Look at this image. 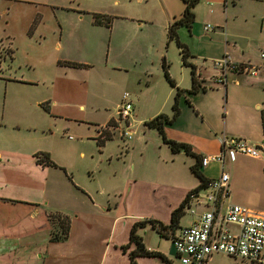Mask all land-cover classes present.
Segmentation results:
<instances>
[{"label": "rangeland", "instance_id": "rangeland-1", "mask_svg": "<svg viewBox=\"0 0 264 264\" xmlns=\"http://www.w3.org/2000/svg\"><path fill=\"white\" fill-rule=\"evenodd\" d=\"M168 2L184 10L182 0H0V117L4 113L15 121L25 122L28 117L25 111H38L31 103H27L30 98L36 97L48 98L51 102L62 99L72 116L78 118L75 122L68 117L69 129L64 135L62 127L66 124L61 120L55 132L61 133L62 140L57 138L53 141L49 138L47 133L54 128L44 129V134L40 130L12 132L0 129V145L11 140V137L20 141L29 137L32 144L38 143L43 147L57 145L63 149L60 151L66 152L62 157L65 162L77 170L79 165L94 164L96 167H93L90 174L101 178L112 175L117 163L116 156L120 151L124 154L126 148L130 152L129 158L150 178H157V174L167 177L171 171L177 177L178 173L185 175L186 172L195 181L196 176L183 165L182 158L165 146L155 128L147 125L149 120L160 114L170 118L173 114L176 88L164 77L160 65L162 57H165L170 74L176 76L174 81L178 82L177 87L190 90L192 86L190 70L182 65L176 41H168L167 32L161 25L164 20L163 10ZM229 5L228 14H240L247 9V6L240 4L230 10ZM209 8L207 3H198L200 25L199 19H196L191 29L181 26L177 30L179 41L189 51L200 55L196 58V64L206 69L207 79L214 73L212 61L219 58L225 48L230 52L228 45L234 42L238 57H249L252 64L264 66V57H261V53H264V30L259 33V19L264 18V6L255 9L258 18L252 26L249 24V28H246L248 24L242 21V17L250 16L241 15L233 33L227 32L222 36L202 30L205 24L213 27L205 16ZM94 14L110 18L112 25L96 26L93 23ZM139 20L141 25L138 24ZM64 60L82 65L69 68L71 65ZM157 64L160 72L155 70ZM64 69L69 71L67 75ZM145 70H150L151 76H145ZM256 75L260 79L257 85L250 83L255 76L228 75L229 97L225 91L221 106L220 96L214 93L215 89L207 90L206 94L201 89L196 93L185 91L186 97L178 99L180 113L188 115L185 123L195 127L199 134L202 118L193 111L191 103L192 100L204 99L209 105L213 128L220 137L242 138L254 143L252 138L255 137L249 131L254 129V122L259 124L257 116L261 115L262 125V112L264 114V72ZM233 78L239 80V86L234 85ZM66 81L68 88L63 90L61 82ZM125 93L132 107L128 120L130 127L127 126L128 122L121 125L128 136L120 132L124 137L120 138L119 132H114L112 138L100 149L94 139L98 137L97 131L111 117L118 120L115 104L119 100L118 104H122V95ZM256 104L261 108H256ZM175 126L177 122L164 124V128ZM90 134L94 138H88ZM107 135L110 134L103 133V137ZM61 144L66 147L63 148ZM80 152H84V159L80 157ZM181 155L186 157L185 154ZM110 156L111 163L107 159ZM262 157L264 161V151ZM213 166L217 172L216 166ZM224 170L230 175L229 189L234 202L239 203L237 198L245 199L242 204L264 214V162L238 156L235 162L226 161ZM80 174L84 177L87 175L85 171ZM180 178L184 180V177ZM204 194L205 189H200L199 196ZM189 204L195 209L193 200ZM189 210L185 209L180 225H188L192 221L193 215ZM167 241L166 237L162 238L164 245H167ZM175 262L180 264L179 259H175ZM208 262L264 264V259L253 263L214 254Z\"/></svg>", "mask_w": 264, "mask_h": 264}, {"label": "crops", "instance_id": "crops-1", "mask_svg": "<svg viewBox=\"0 0 264 264\" xmlns=\"http://www.w3.org/2000/svg\"><path fill=\"white\" fill-rule=\"evenodd\" d=\"M200 2L209 5L210 8L205 16L207 21L213 25V29L210 31L204 29L206 24L202 30L221 36L226 35L227 32L233 33L234 28H237L241 15H249V18H247L248 16H241L242 21L248 24L246 28H249V24L252 26L254 20L258 18L255 9L264 6V0H198L193 9L194 21L201 18V13L198 10V3ZM240 4L247 6V9L241 11L240 14H228V5L230 10H234ZM246 11H248L247 14ZM182 12V8L173 7L168 2V6H165L163 10L164 20L161 24L163 30L167 32L168 26L173 20L179 18ZM259 20V33H262L264 18ZM139 23L142 22L139 20ZM245 31L248 30L245 29ZM203 44L202 42L201 45ZM228 46L230 52L225 48L220 52V57L226 52L231 58L233 57L236 63L252 64L251 58L237 56L235 42ZM194 53L191 50L189 51L190 56L187 57V62L195 66L199 84L206 89L203 93L206 94L207 90L215 89L214 93L220 96L219 103L221 106L225 91L229 97L227 82L223 86L210 81V78L218 73L213 63L214 73L207 79L206 69L202 66L198 67L196 64V58L200 55ZM64 61L78 63L70 60ZM160 65H162L161 61ZM158 66L157 64L155 70L160 72L161 69ZM256 66L259 68L258 73L264 72V66ZM68 67L72 68V66ZM68 72L67 69H64L65 75ZM143 73L145 76H151L150 70H145ZM228 75L249 76L250 74L231 71L227 74V78ZM254 76V81L250 83L253 82L257 85V81L260 79L258 75ZM170 77L173 80L177 79L172 73ZM174 82L177 86L178 82ZM232 82L236 86L240 84L237 78H233ZM64 88H68L67 81L66 83L61 82V89L64 90ZM182 96L186 97V94ZM58 100L60 99L51 102L48 98L32 97L27 103H31L38 111L34 113L25 111L24 114L28 116L25 122L15 121L11 116L3 113L0 117V129L12 132L40 130L44 134V129L54 128L55 130L47 133L49 138L53 141L57 138L62 140L61 133L55 132L58 131L57 126H59L61 120L66 124L62 127V135H64V132L69 129L70 119L68 117L73 118L75 122L78 121V118L72 116L71 110L66 103L62 102V99L59 102ZM119 101L116 102L115 108L119 109ZM208 106L204 99L201 101L192 100L191 103L193 111L202 118V127L199 129V134L196 132L195 127L185 123L187 113L183 115L182 112H179L177 118L173 121L174 124L177 122V126L175 128H164L166 137L189 144L194 155L202 157L218 153L221 137L213 128ZM256 108H261V106L256 104ZM256 118L259 119V124L257 125V122H254V129L249 133L255 137L252 138L254 144L260 147V156L253 158L239 154L234 161L230 162L237 161L238 156H246L264 162L262 160L264 132L261 125V115ZM254 120L256 121L255 118ZM127 122V126L130 127V122ZM105 123L97 131L98 137L94 138L91 136L92 134L88 135V138L93 137L96 139V143L97 138L103 140L102 144L97 143L100 149L105 146L107 140L112 138L114 132L118 131L120 138H124L120 132L124 129L121 123L125 122L117 121V119L111 117ZM247 123L248 120L245 121V124ZM106 125L108 128L105 131L110 134L109 139L100 136L102 128ZM200 133L208 136H202ZM9 139L11 140H6L0 145V264H131L129 252L136 248L135 243L129 242L132 225L144 219H155L165 225L170 224L172 211L200 183L197 176L194 181L186 172L185 175L178 173V177L176 173L170 171L167 177L157 174V178H150L149 174L143 172L140 167L137 168L136 163L129 158L130 152L126 148L124 154L120 151L116 156L117 163L110 177H95L90 174L93 167H96L94 164L79 165L77 170L63 160L62 157L66 152L60 151L63 149L57 145L50 144L47 147H43L38 143L34 145L30 142L29 137L22 141L15 137ZM61 146L66 147L64 144H61ZM165 146L167 145L165 144ZM41 153L48 156L52 163H46V160L39 161L36 156ZM176 153L177 157L182 158V163L187 170L190 169V172H192L190 167L195 164L196 157L183 151ZM181 154H185L186 157H182ZM40 157L42 158V156ZM80 157L85 158L84 152H80ZM90 158L92 159V157ZM107 159L111 163V156ZM213 165L216 166L217 172L213 169ZM99 170L100 168H98ZM199 170L205 178L211 180L219 176L221 164L212 162L202 167L199 163ZM82 171H85L86 177L80 174ZM180 177H184V180ZM230 198L234 202L231 191ZM244 200L237 198L236 201L239 202L238 204H242ZM196 210L198 213L201 207H197ZM55 215L65 217L69 221L66 239L61 237L53 239L54 233L60 234L61 232L56 219L50 220L51 216ZM191 215H193V219L189 224L197 218L196 214ZM184 226L187 225H180L179 221V227L174 231V235H178L180 228ZM137 234L142 238L147 250L158 253V255L153 256H137V264H166L163 257L171 264H177L175 259L177 260L178 256L171 238H167L168 243L164 245L162 243L163 237L150 225L137 229ZM123 247H126V249ZM208 259L206 264L209 263Z\"/></svg>", "mask_w": 264, "mask_h": 264}, {"label": "built area", "instance_id": "built-area-1", "mask_svg": "<svg viewBox=\"0 0 264 264\" xmlns=\"http://www.w3.org/2000/svg\"><path fill=\"white\" fill-rule=\"evenodd\" d=\"M206 31L212 26L206 24ZM264 57V53L261 54ZM218 73L210 81L225 85L227 74L239 71L256 75L258 66L252 64H239L232 60L228 53L212 61ZM131 103L128 94L122 95V104L117 110L118 120L127 123L131 116ZM108 128H102L100 136ZM121 130L124 136L128 133ZM122 135V136H123ZM242 154L257 158L260 156V147L242 138L227 139L221 137L220 149L214 155L200 158V165L205 167L212 162L221 164L218 177L208 181L205 194L199 196V191L190 194L189 202H195V209L189 204L190 214L197 218L189 225L181 227L178 235L171 238L180 264H206L207 259L213 254H223L233 259H241L259 263L264 259V214L242 204L235 203L230 198V175L224 170L226 161H234L237 155ZM201 207L197 213L196 208Z\"/></svg>", "mask_w": 264, "mask_h": 264}, {"label": "trees", "instance_id": "trees-1", "mask_svg": "<svg viewBox=\"0 0 264 264\" xmlns=\"http://www.w3.org/2000/svg\"><path fill=\"white\" fill-rule=\"evenodd\" d=\"M182 1L184 3V10H183L181 16L179 18L173 20L172 23L168 26V28H167V39H168V41L171 39H174L176 41L177 47L179 49V54H180L182 65L190 68L192 86H191L190 90H184V89H180L179 87H177L174 80L170 77V74L168 71V64L165 60V57H163L162 58V66L164 68V77L170 83V85L172 87L176 88V92L174 95V101L172 104L173 114H172L171 118L167 117L164 114H160V115L154 117L153 119L149 120L147 122V125L149 127L155 128L158 131V134L160 135L162 142L164 144H166L173 153L183 151L188 155H193L196 157L195 164H193L190 168H191V171L195 174V176H197L200 183H199L198 187L191 190L187 194L185 199L179 204V206L176 207L172 211L170 224L165 225L161 221H158L155 219H144V220L138 221L132 225V227L130 229V233H129V242L135 243L136 248L129 252V259H130L131 264H137L136 263V257L137 256L158 255L157 252H152V251H149L145 248V246L142 242V238L137 234V229L143 228L146 225H150V227L153 228L154 230H156V232L161 237L173 238L175 236L174 231L179 227L180 218L185 213L186 207L189 205L190 194L197 193L200 189L204 188L207 185L208 181L210 180V179L205 178L199 170V163H200L201 156L194 155L192 153V150H191V147L189 144L169 139L166 137L165 132H164V124H171L180 112V109L178 106V99L182 95H184L186 92L196 93L200 89L202 91L206 90L205 87H201L199 84V81L197 79L195 66L192 65L191 63L187 62V57L190 56L188 48L186 47V45H184L182 42L179 41L178 34H177V30L179 27L185 26L187 28H190L192 26V23L194 21L193 8L197 4L198 0H182ZM93 23L95 25H104V26L110 27L111 26V19L108 17L103 18L100 15L94 14L93 15ZM67 63L69 65L75 66V67L82 65L80 63H74V62H67ZM262 125H263V129H264V115L263 114H262ZM109 138H110L109 135L104 137V139H109ZM97 143L102 144L103 140H101L100 138H97ZM40 156H42V158ZM36 157L39 161L46 160V163H48V162L52 163V161H50L49 157L44 155L43 153L38 154ZM54 219H56V221L59 223L60 228H61V232H60V234L54 233L53 239H57L59 237L66 239L67 235H68V229H69L68 219L65 217H60L58 215L51 216L50 220H54ZM123 248L126 249V247H123ZM163 259L166 262V264H171L164 257H163Z\"/></svg>", "mask_w": 264, "mask_h": 264}]
</instances>
